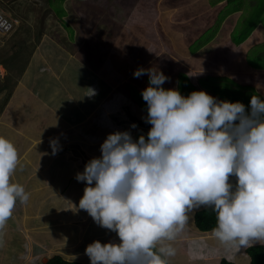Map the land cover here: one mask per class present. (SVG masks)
<instances>
[{"label":"rangeland","instance_id":"obj_1","mask_svg":"<svg viewBox=\"0 0 264 264\" xmlns=\"http://www.w3.org/2000/svg\"><path fill=\"white\" fill-rule=\"evenodd\" d=\"M208 3L210 0H0V14L8 17L15 25L12 32L0 39V112H7L4 108H8L9 114V109H13L30 122L25 123L23 129L36 135L44 136L42 134L45 132L39 127V121L42 120H45L42 127L47 128L49 125L51 128H47L48 131L64 128L72 139L61 146L62 155L58 158L71 163V168L67 166L69 163L63 165L65 174L70 173L67 176L69 178L84 171L82 167L75 168L80 160L81 166L86 162L81 158L82 152L84 156L89 157L87 162L99 158L92 152V146L101 137L91 132L94 128L103 130L113 126L121 132L129 131L133 140L138 141L141 135L148 134L146 131H149L150 127L145 128L131 117V112L126 111L127 103H121L118 109L121 113H117L112 123L111 119H106L101 113V108H94L83 122L77 123L70 121V117L65 119V123L57 113L45 114L41 104L37 103L38 85L33 79L23 82L27 79L26 76L34 74L37 70L41 69L38 73L49 72L44 86L48 88L49 96L59 104L64 103L66 99L75 106L80 103L77 100L80 96L72 86L75 73L84 68H92L94 72L89 77L85 72L81 81H101L99 76L104 77V71L111 65L119 73V77L112 76L119 80L118 88H123L127 80L139 84L148 76L142 75L137 82V77H133L137 69L157 68L169 77L164 84L176 89L179 80H182L181 74L178 76L180 72L184 78L190 77L191 82L198 86L200 91H205L219 101L225 99L232 103L241 102L245 110L250 111V103L235 99L241 98L238 90L240 92L244 85H252L244 90L246 94L250 89L264 99V86L260 88L255 84L254 74H248L251 77L249 79L246 72L242 71L248 63L251 64L260 72V81L264 83V0H223L214 5ZM226 4L227 7L222 9ZM239 7V10H235ZM198 8L200 20L195 33L201 32L206 25H209L210 29L204 32L201 39L190 43L193 39L186 33L180 34L183 30L178 29V25L181 23L180 25L187 29L182 21L187 16L192 18V12L195 13ZM161 12L169 13L167 32V17ZM172 24L176 25L170 27ZM215 35L216 38L213 39ZM189 43L190 46L187 47ZM186 48H189L190 52ZM240 55H244V60L241 61ZM208 76L218 77L219 81H222V84L218 85L219 94L216 95L204 87L211 86ZM213 80L217 81L215 78ZM16 86L20 91L19 99L13 100ZM130 86L135 91L133 95L136 101L146 103L138 87L135 89ZM244 99L247 100L246 96ZM118 104L114 103V106ZM134 105L131 106L139 111V119H146L148 112L141 109L137 103ZM124 112H127V115H122ZM48 119L53 121L47 123ZM133 124L136 128L131 127ZM144 137L147 140L148 136ZM41 141L36 140L32 147H49ZM34 173H40L39 176L48 181L51 166L41 168L38 172L35 170ZM51 179L53 180L52 177ZM230 179L234 183L236 178ZM70 184L71 182L65 180V189L68 190ZM204 207L206 206L201 205L187 213L189 219L185 229H196L194 210ZM28 222L30 223V220ZM23 226L18 225L15 229L7 227L8 234L18 231L14 238H20V241H17V238L13 242L7 240L5 246L8 247L5 251L11 254L8 259L5 257L7 253L0 250V264H44L50 255L54 254L45 253L44 239L38 235L34 237L31 230H35L23 229ZM203 235L208 239L207 243L211 244L208 247L212 248L209 252L201 248L197 252L193 251L190 257L192 260L196 257L195 264H220L224 257L237 259L236 251H240L250 261L247 248L236 249L221 243L212 230ZM176 239L180 240L177 237ZM179 245L184 243L180 241ZM179 245L172 247H180ZM77 248L76 246L71 250ZM190 257L188 256L189 262L192 261ZM169 258L172 261V258L177 260L176 255ZM182 259L181 257L179 260Z\"/></svg>","mask_w":264,"mask_h":264},{"label":"clouds","instance_id":"obj_2","mask_svg":"<svg viewBox=\"0 0 264 264\" xmlns=\"http://www.w3.org/2000/svg\"><path fill=\"white\" fill-rule=\"evenodd\" d=\"M145 74L147 140L134 141L129 131L109 134L101 157L76 176L87 184L79 209L119 238L89 244L90 264H168L175 249L164 242L175 240L187 213L201 205L215 211L212 232L221 243L240 249L264 241V99L253 95L246 111L205 91L185 97L166 90L169 77L157 68L134 72ZM19 164L18 149L0 135V229L17 202L30 198L11 181Z\"/></svg>","mask_w":264,"mask_h":264},{"label":"crops","instance_id":"obj_3","mask_svg":"<svg viewBox=\"0 0 264 264\" xmlns=\"http://www.w3.org/2000/svg\"><path fill=\"white\" fill-rule=\"evenodd\" d=\"M210 4L211 3H208V5ZM199 12L200 8H198L195 13L192 12V18H188V16L187 18H184L182 23L186 24L187 29L180 25L181 23H179L178 25V29L183 30L182 32H180V34L185 35L183 33H186L190 36L191 39H193L190 43H193L195 40L198 41L199 39H201V37L204 35V32L207 29H210L209 25H206L201 32L195 33V28H198L197 23L200 20L198 18ZM161 13L163 15L165 14V16L167 17V28L165 29V32H167L169 13ZM175 25L176 24H172L170 27H174ZM190 29L193 32L189 31ZM231 34L233 36V30ZM215 38L216 35L213 39ZM190 43L187 47L190 46ZM186 49L190 52L189 48ZM239 57L241 58V61L244 60V55H240ZM40 70H37V72H35L34 74L26 76L27 79L22 81L28 82L30 79H33L35 84L38 85L37 103L41 104V109H43L42 112L47 115L51 113H57L65 123L68 117L71 118L70 121L74 120L77 123L83 122L85 118L94 111V108H101V113L106 116V119L107 117L108 120L111 119L112 123V121H115L117 113H121V110H118L121 103H127L126 111H130L132 114L138 115L139 111H136V107L133 109L131 106L135 103L140 105V103L136 101V98L131 93L128 82L132 83V81L127 80V83H125V86L123 88H118L117 86L120 84V82L117 78H112V76L115 75L119 77V73L118 70H116L111 65L109 67L107 66V70L104 71V77L99 76L101 81H93L94 79H89L86 82L81 81L85 72H87L88 77L92 72H94L92 68H84L83 70H80L78 73L74 74L72 86L75 87L77 94L80 96L77 99L80 101V103H77L76 106L70 103L71 101L68 99H66L64 103H55L53 98L49 96L50 92L48 91V88L44 86L45 78L48 76L49 72L47 71L46 73H38ZM242 71L243 73L246 72L247 75L250 73L254 74L253 81L255 82V84L257 83L260 88L264 86V83H261L260 81L261 75L258 74L260 72H258L254 66L248 63L246 65V68H243ZM179 75L180 72H178V76ZM239 75L243 76L244 74ZM257 75L260 76L256 78ZM109 77H111L110 80ZM247 77H249V79L251 78L249 75ZM255 84L254 86H256ZM19 92V87L16 86V95L13 93V100L19 99ZM114 103L119 104L115 105V107ZM129 103H131L130 106L128 105ZM4 109L7 110V112H0V135L5 136L14 143V145L18 149L20 159V164L15 173L12 175L11 181L13 183H19L24 186L25 191L29 194L30 198L27 204H21L17 202L12 216L7 220L5 226L0 229L1 252L7 253L5 251V249H7L8 247L5 246L7 240H11L13 242V240L17 238H14V236L18 235V231H16L15 234H8L7 230L9 228L7 227H13L15 229L16 226L23 224V229L29 228L30 230H35H31L34 234V237L35 235H38V237H42L44 239L43 246L44 251H46L45 253L49 255L53 253H59L64 255L68 259L80 260L90 264V259L85 254V249L89 244L97 240L102 244L109 242L118 243L119 238L115 232L103 228L99 224H97L85 210L79 209V201L84 194L85 187L87 186L86 181H78L76 179L77 175L74 176V174L67 178L68 174L70 173L68 172L65 174V170L63 171V165L69 163L70 165L67 166L71 168V163L68 162V160L63 161V158H58L62 155V152L60 151L61 146L68 143V140L72 136L65 132L66 130L64 131V128L52 131L46 130L47 128L49 130L51 128L48 127L49 125H47V128L41 126L45 122V120L39 121L41 122L39 125L41 131L45 132L42 134L44 136L38 134L36 135L35 133H31L23 129L25 123L29 124L30 122H27L13 109H9V114L8 108ZM57 109L60 110L58 111ZM142 109L144 110V108ZM144 111L148 112L147 110ZM122 115H127V112L122 113ZM48 120L49 121H47V123L53 121V119ZM117 131L118 130L114 129L113 126H109L103 130L94 128V130L91 131L101 136L97 143L92 146V152L95 153L96 157H101V145L106 140L107 136ZM40 136L41 138H39ZM39 139L42 140L41 142H45L46 145H49V147H32V145L35 144L36 140ZM53 141L56 142L57 146L55 154L53 152L52 146ZM81 158H84L86 162L83 163V166H81L80 162L82 161L80 160L79 163L76 164L77 166H75V168L78 167L80 169V167H82V170H84V167L88 163L87 161L89 160V157L84 156L82 152ZM27 164H29V166ZM48 165L51 166V174L48 177V181L47 179L45 181L44 178L39 176L40 173L34 172L35 170H37L38 172L41 170V168H45ZM56 174L57 176L55 177L54 175ZM51 177L53 178V180L51 179ZM65 180L68 183L71 182L68 190L65 189ZM94 183L95 182H93V186ZM196 211L197 210H194V214ZM28 220H30V223L28 222ZM205 232L207 231H201L197 227L196 229H191L190 231L184 228L177 235V238H179L180 240L175 239L173 241H165L164 243L171 244V246H178L180 241L181 243H184V245H179L180 247H173L176 250L175 255L177 257V260H175V258H172L174 261L173 262L169 258L170 263L195 264V260H197L196 257H194L193 260L190 257L193 251L197 252L201 248L209 252L212 246L208 247V245L211 244L207 243L208 239H206V237L203 235ZM81 236L82 239H80ZM17 241H20V238H17ZM2 242L3 244H1ZM77 243H80V245ZM74 244L77 245L74 246ZM254 244H264V241H259ZM76 246L78 247L77 249L71 250V248ZM76 250L78 251L74 252ZM10 254L11 253H7L5 257L9 259ZM188 256L190 257V260H192L191 262H189ZM235 256L237 257V259L232 260L236 261L238 264H249L250 262L249 259L240 251H236ZM181 257L183 259L180 261L179 259Z\"/></svg>","mask_w":264,"mask_h":264},{"label":"trees","instance_id":"obj_4","mask_svg":"<svg viewBox=\"0 0 264 264\" xmlns=\"http://www.w3.org/2000/svg\"><path fill=\"white\" fill-rule=\"evenodd\" d=\"M219 1H223V0H210V3L212 5H214L215 3L219 2ZM229 1L230 0H227V2H229ZM226 7H227V4L223 5L222 9H225ZM239 9H240V7L236 8L235 10H239ZM240 18H241V16H240ZM180 74H181L180 76L182 77V80L181 79L179 80V85L176 88V90H178L182 96L187 97L193 91H200L198 86H196L195 84H193L191 82V80L189 79L190 77L184 78L182 76V73H180ZM207 78L210 80L211 86L207 85V87L206 86H204V87L207 88L208 90L214 92L216 95L219 94L218 85H221L222 81H219L218 77H213V76L209 77L208 76ZM214 78L217 81H214L213 80ZM140 79H141V76L138 78H135V80L137 82ZM231 80L235 81L233 79H231ZM128 84H129V86L132 85L134 88L138 87V91H140V93L142 94V91L145 90L149 86V77L147 76L139 84H134L133 82L132 83L128 82ZM161 87H163L166 90L167 89H175L173 87L166 86L165 84H163ZM250 87H252V85H246V86L244 85V86H242L243 89H241L240 92L237 89L241 98H236L235 101L238 99V101L244 100V101L250 103L252 96L255 95L254 91L249 89L248 94H246L244 92L245 89H248ZM130 89H131V93L133 94L135 91L132 90L131 86H130ZM239 95H238V97H239ZM244 96H246L247 100L244 99ZM218 97L221 98L222 96H218ZM223 100H225V99H223ZM226 101H228V100H226ZM140 108L141 109L144 108V110H147L148 109L147 103H140ZM131 115H132L131 117L136 122H138L142 126H145V128L149 129V127H150V129H151L152 125L150 123H148L146 119H139L141 117H139V115H136V114L131 113ZM234 183H235V181H234ZM194 223H195L196 227L201 231L212 230L216 226V213H215V211H213V209L211 207H208V206L201 208V209H198L194 214ZM157 247H159V245ZM246 251H247L248 256L250 257L249 264H264V244H253L251 247H247ZM167 259H168V264H171L169 258H167ZM45 264H88V263H85V262L80 261V260H71V259H68L67 257H65L64 255L58 253V254H53L45 262ZM220 264H238V263L232 259H228L227 257H224L220 260Z\"/></svg>","mask_w":264,"mask_h":264},{"label":"built area","instance_id":"obj_5","mask_svg":"<svg viewBox=\"0 0 264 264\" xmlns=\"http://www.w3.org/2000/svg\"><path fill=\"white\" fill-rule=\"evenodd\" d=\"M15 25L13 22L3 14H0V39L4 35L12 32Z\"/></svg>","mask_w":264,"mask_h":264},{"label":"bare ground","instance_id":"obj_6","mask_svg":"<svg viewBox=\"0 0 264 264\" xmlns=\"http://www.w3.org/2000/svg\"><path fill=\"white\" fill-rule=\"evenodd\" d=\"M197 210V209H196ZM209 239H210V237H209ZM208 241V240H207Z\"/></svg>","mask_w":264,"mask_h":264}]
</instances>
